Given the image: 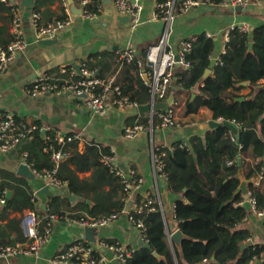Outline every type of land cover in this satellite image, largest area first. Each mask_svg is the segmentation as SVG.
<instances>
[{
	"label": "crops",
	"instance_id": "crops-1",
	"mask_svg": "<svg viewBox=\"0 0 264 264\" xmlns=\"http://www.w3.org/2000/svg\"><path fill=\"white\" fill-rule=\"evenodd\" d=\"M14 1L21 7L22 27L28 44L8 68L0 73V111L13 113L19 121L36 124L44 139H48L51 135L56 136L58 133L61 135L79 133L82 136L78 142V150L81 153L87 151V147L93 143L110 148L114 151L119 168L128 176L132 174L142 176L144 182L142 186L132 191L130 198H126L124 211L116 219L95 230L96 241L85 238L84 228L59 218L53 224L49 242L38 256L20 254L0 258V264H54L51 261L54 256L63 252L70 244L81 240L95 245L100 242H120L137 250L144 243L138 242L142 238L138 229L130 222L128 211L133 201L143 196H152L157 201L164 216L168 242L174 252L175 248H180L171 239V234L179 228L175 217V206L177 200L183 197V193L172 191L167 179L156 172L154 152L158 149L162 151L173 149L179 143L190 147L194 136L205 139L206 135L215 129L210 127V120L214 119L210 109L202 107L195 112H188L189 102L200 95V88L204 86V82L186 89L181 80L188 69L182 64L176 65L173 69L174 79L168 97L160 102L168 101L173 97V102L168 106L175 107L182 126L160 127L156 122L153 130L146 128L135 138L126 137L125 127L143 118H148L147 125H149L150 112L143 114L139 108L123 109L112 104L107 114L100 115L88 109L83 99L73 94L32 96L29 88L38 75L46 73L58 75L62 66L79 65L87 61L95 66L93 68L97 70L98 75L108 77L117 73V80L123 84H130L133 86L131 91H135L136 82L132 83L131 80L135 72L132 68L133 62L120 64L117 60L118 52L133 48L139 58H145L146 50L157 44L164 36L167 37L170 49L178 54L183 40L211 33L216 42L211 59L219 60L226 51L232 27L247 24L252 32L256 27L264 24V0L254 1L246 7H223L202 0L186 13L175 10L171 21L156 16L159 0H142L140 22L135 27L130 22L121 23L113 4H105L103 0L104 8L94 19L87 18L83 14H73L71 11L72 25L60 32L54 38L55 42L51 44H44L42 40L37 39L33 12L40 10L42 23H47L68 14L69 9L71 10L69 0H48L38 9L35 7L36 0L33 6L23 5L22 0ZM74 4L79 8L77 2L74 1ZM0 29L1 43L13 38L9 10L0 18ZM237 86L240 88L231 89V92L245 97L253 89L249 82L247 85L240 82ZM43 130H46L45 134ZM25 143L22 141L10 152L0 150V182L12 184V188H9L12 196L15 190L13 186H30L35 194L34 209L7 212L4 218L0 216V230L10 233V239L15 241H20L19 236L25 238L21 217L26 210L36 212L39 227L44 230L49 219L51 196L58 195V211L65 210L68 213L90 215V210L97 204L92 198L96 195L93 189L86 190L84 192L86 195H76L69 191L67 183L50 187L47 181L39 176L30 179L19 174L17 167L24 161ZM258 160L261 161L260 158ZM248 161L252 163L251 159ZM69 167L77 171L82 181H92L93 167L77 169L75 163H70ZM240 168L242 176L251 181L258 176L248 178L247 167L242 164ZM263 184L264 179L261 187ZM46 186H49V191H43ZM102 189L108 191L110 186L103 185ZM88 200L92 203H88ZM2 209L3 207H0V212ZM45 218H47L46 224H44ZM263 219L264 217H256L250 212L248 220L242 224L251 230L255 242L264 245ZM10 224L12 226H9ZM173 224H175L174 228ZM102 250L111 256L109 250L106 248ZM263 262L264 255L261 258L255 257L249 264H263Z\"/></svg>",
	"mask_w": 264,
	"mask_h": 264
},
{
	"label": "trees",
	"instance_id": "trees-1",
	"mask_svg": "<svg viewBox=\"0 0 264 264\" xmlns=\"http://www.w3.org/2000/svg\"><path fill=\"white\" fill-rule=\"evenodd\" d=\"M46 1L48 0H36L35 7L38 9ZM163 1L165 0H159ZM209 2L219 4L220 0ZM101 3L103 0H94L90 8L96 10ZM8 10V5L0 0V18ZM250 42H253L252 49ZM215 47L213 37L199 35L186 54L190 65L181 80L182 85L188 89L204 82L200 95L189 102L188 112L206 107L216 120L236 121L241 128L240 140H234L231 131L221 126L208 133L205 139L194 136L190 147L179 143L173 149H164L169 187L176 193H183V197L176 202L175 215L178 226L186 237L180 248H175L173 252L168 242L163 213L156 204L155 210L139 215L147 227V241L134 252L127 264H249L255 257L261 258L264 255L263 244L247 242L252 233L242 223L250 214L249 207L235 205L244 197V194L236 193L240 185L237 176L240 166L237 160L241 158L243 166L247 167L248 178L260 172L264 175V90L254 92V87L264 80V24L252 32L242 31L238 27L231 29L226 51L213 68V73L202 80ZM87 64L90 68L95 67L91 62ZM132 68L135 72L131 80L132 83L136 82V90L131 91L133 86L128 83H120V80L118 83L132 100L139 104L149 103L150 88L141 75L137 61L133 62ZM243 81H248L253 89L245 100H239L242 95L232 93L231 89H239L237 85ZM139 121L148 124V118ZM51 138L54 139L55 136L51 135ZM25 142L23 148L28 153L27 162L33 169H54L52 153L45 150L49 140L44 139L39 130L33 139ZM78 142L79 140H73L67 143L70 156L60 162L56 177L67 183L69 191L76 195H86L84 192L91 189L96 192L92 198L97 204L90 210V215L101 217L121 213L126 202L122 177L112 172L102 161L104 155L112 154L111 149L93 143L87 147V151L81 153ZM229 162L233 163L228 164ZM70 163H75L77 169L93 167L92 181H82L77 171L69 167ZM103 185H109L110 189L103 190ZM13 187L14 195L7 199V204L0 212L3 218L7 216V212L35 208V194L30 186ZM0 188L9 190L12 184L0 182ZM249 189L258 199V207L264 208V184L263 187L251 184ZM58 201V195L51 196L48 214L63 216L68 213L65 210L58 211ZM46 222L47 218L44 224ZM262 226L264 228V219ZM3 238L10 239V233L0 230V239ZM18 240L24 239L19 236ZM15 242L17 241L10 239L6 244ZM244 243L246 246L242 248ZM154 251L165 258L159 259Z\"/></svg>",
	"mask_w": 264,
	"mask_h": 264
},
{
	"label": "built area",
	"instance_id": "built-area-1",
	"mask_svg": "<svg viewBox=\"0 0 264 264\" xmlns=\"http://www.w3.org/2000/svg\"><path fill=\"white\" fill-rule=\"evenodd\" d=\"M2 1L9 7L13 38L7 44H0V73L8 68L9 64L26 49L28 44L22 27L20 4L14 0ZM74 1L77 2L79 8L82 9V14L91 19L96 18L104 8V4L101 3L96 10L91 9L90 4L94 0ZM141 1L142 0H112V4L119 15H129V22L135 27L140 22V13L142 11ZM201 1L202 0H165L157 3L155 14L157 17L171 21L174 18L175 10L186 13L193 6L200 4ZM254 1L258 0H220L219 5L223 7H246ZM72 23L73 17L70 9L65 16L56 18L47 23H42L40 11L33 12V24L39 41L56 38L60 32L69 28ZM235 27H238L242 31L250 32V28L247 24H239L231 29ZM206 36L212 37L213 35L211 33H206ZM197 40L198 36L196 35L182 41V48L179 54L181 56V64L187 68L190 63L186 59V54L192 49L193 44ZM220 59L218 61H220ZM118 60L120 64L137 61L141 75L146 85L150 88L152 107L157 102L163 101L168 97L174 79L173 69L177 65V60L176 53L170 49L166 36L162 37L157 44L150 46L146 50L145 58H138L133 48H127L118 52ZM79 65L80 70L77 69L76 65H67L60 68L58 75H52L50 73L38 75L31 84L29 93L32 96H41L46 94L61 95L70 92L74 96L83 99L88 109L100 115L107 114L112 104L123 109L139 108L140 104L132 100L128 94L124 93L121 84L118 83L117 73H113L108 77H102L98 75L95 68H90L87 62ZM262 84H264V80L259 82V85ZM156 122L157 126L160 127L182 126V122L178 119L175 107L170 105L164 109L152 108L149 113V125L136 121V123L125 127V135L128 138H135L146 128L153 130ZM233 122L240 126L236 121ZM39 129L40 128L36 124L20 122L11 112L0 111V150L2 152H10L22 141L33 139ZM232 137L234 140L236 139L233 133ZM81 139L82 136L79 133H73L68 136L58 133L54 139L49 137V143L48 146L45 147V150L52 153V160L55 163V167L53 170L46 171L34 169L36 176L45 179L50 187H57L63 184L64 182L56 177V171L60 162L66 160L70 156V151L66 145L68 142ZM111 152L112 154L104 155L102 161L110 167L112 172L122 177L126 198H130L132 191L142 186L144 178L134 174L130 176L126 175L125 172L119 168L114 151L111 150ZM164 156L165 152L161 149L154 152L156 172L166 178ZM27 158L28 153L24 151L23 162H27ZM232 163L233 162H229L228 164ZM263 179V172H260L258 176L251 181V184L255 187H261ZM7 199L8 190L0 188V207H4L7 204ZM156 204L157 201L152 196H143L134 200L128 211L130 222L138 229L144 242L147 241V227L143 219L139 218V215L155 210ZM235 205L248 206L250 212L256 217H264V208L258 207V199L251 191L245 194ZM119 214L120 212H116L109 216L101 217L78 212H69L63 216L49 214L47 225L44 230H41L36 212L33 210H26L21 217V224L25 236L24 240L12 244H0V258H8L20 254L38 256L43 247L49 242L53 231V224L55 220L59 218L70 221L85 229L87 227L99 228L106 226L116 219ZM246 220H248V217L244 218V221ZM247 242L250 244H260L254 241L252 234ZM102 248L109 250L111 256L104 253ZM135 251V248L124 246L120 242H100L95 245L81 240L70 244L63 252L54 256L51 261L54 264H112L115 260L117 264H127ZM204 261H206V258Z\"/></svg>",
	"mask_w": 264,
	"mask_h": 264
},
{
	"label": "water",
	"instance_id": "water-1",
	"mask_svg": "<svg viewBox=\"0 0 264 264\" xmlns=\"http://www.w3.org/2000/svg\"><path fill=\"white\" fill-rule=\"evenodd\" d=\"M70 5H71V11L73 12V14H82V9L78 8L75 4H74V0H69ZM105 4H111L112 0H104ZM22 4L25 6H33L35 5V0H22ZM118 20L121 23H128L130 21V16L129 15H119L118 16ZM55 40L54 39H44L42 40V43L44 44H51L54 43ZM250 49L253 48V42H250ZM176 60H177V65H181V56L180 54H176ZM218 60L216 58H212L211 59V63L209 65V67L206 69L202 80H205L207 77H209L212 73H213V68L215 67V65L217 64ZM76 67L78 70H80V65L76 64ZM145 78V76H144ZM242 84L247 85L248 81H243ZM264 90V84L262 85H257L254 87V92L257 93L258 91ZM69 94H71L70 92H68ZM245 96H241L239 98V100H245ZM173 102V97L168 100V101H164V102H157L153 107L151 103H147V104H141L139 106V111L141 113H146V112H150L152 110V108L155 109H162V108H166L168 106L169 103ZM227 127L236 137L237 141L239 142L240 140V127L235 124L233 121H230L228 119H223V120H216V119H212L210 120V127L211 128H217V127ZM46 130H43V134H45ZM238 165L241 167L242 165V159L239 158L238 159ZM17 171L19 174L26 176L30 179H35L36 178V174L34 172V170L31 168L30 164L27 162H22L19 164V166L17 167ZM238 178L240 179V185L237 188V194L238 193H242V194H248L250 192L249 189V185L251 183V180L245 178L242 176L241 173V168L238 171L237 174ZM43 191H49V186H46L44 188ZM12 197V191L9 190L8 191V198ZM72 198H75V196H72ZM88 203H92L91 200L87 201ZM44 207H46L45 205H43ZM172 227H175V224L172 225ZM97 228H91V227H87L84 230V236L87 240L90 241H96V237H95V230ZM186 237V234L180 229H176L172 234H171V239L172 241H174L179 247L181 246V243L183 241V239ZM10 241V239L7 238H3L0 239V244L2 243H8ZM138 242L140 244H143L144 241L142 239H139ZM246 246V244H242V248H244ZM155 256H157L159 259H164V256L159 254L157 251L153 252ZM113 264H117V262L114 260ZM121 264V263H120Z\"/></svg>",
	"mask_w": 264,
	"mask_h": 264
}]
</instances>
